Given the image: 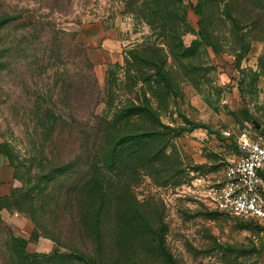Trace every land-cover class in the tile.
I'll list each match as a JSON object with an SVG mask.
<instances>
[{
  "label": "rangeland",
  "instance_id": "obj_1",
  "mask_svg": "<svg viewBox=\"0 0 264 264\" xmlns=\"http://www.w3.org/2000/svg\"><path fill=\"white\" fill-rule=\"evenodd\" d=\"M224 1L211 4L215 20L201 45L190 50L205 18L201 0H182L185 48L178 55L173 53L178 41L171 37V18L157 12L152 0H0V17H17L0 29L8 62L0 70V200L15 187L39 183L36 164L45 162L41 157L49 142L35 126V105L62 74L69 81H93L91 63L100 91L96 114L108 116L109 102L127 106L139 99L155 112V117L142 115L133 126L158 130L146 156L130 160L120 187L113 181L114 194L125 190L127 199L153 212L165 234L170 263L156 253L142 254L137 261L264 264V223L221 213L194 181L199 174L224 177L229 159L239 153L242 133L264 132V0H228L234 13L224 10ZM208 38L214 46L206 44ZM138 45L143 60L127 65L129 52ZM57 47L61 56L48 59ZM51 92L56 105L64 107L59 86ZM82 98L72 97V106L96 102L88 94ZM86 138L68 136L67 130L47 149L54 150L55 159H72L81 155ZM22 157L33 161L19 169L26 182L17 179ZM35 197L29 204L51 200ZM51 208H0V264H12V233L26 240L28 252L41 255L35 264H49L46 256L81 244L73 216L55 217ZM84 247L92 249V241Z\"/></svg>",
  "mask_w": 264,
  "mask_h": 264
},
{
  "label": "trees",
  "instance_id": "obj_2",
  "mask_svg": "<svg viewBox=\"0 0 264 264\" xmlns=\"http://www.w3.org/2000/svg\"><path fill=\"white\" fill-rule=\"evenodd\" d=\"M214 1L216 0H201L205 19L202 22V30L198 32L200 39L194 40L193 45L188 47L190 50L191 48L195 50L201 45V41L207 36L208 25H212L215 20L213 16L215 12L211 5ZM217 1L223 2V0ZM227 1H224V10L232 12ZM151 3L162 16L171 18L174 25L171 37L174 41H178L173 53L183 55L182 51L185 47L181 41L180 29L185 23L186 12L182 0H152ZM16 18L9 15L0 17V29ZM206 44L214 46L215 43L209 39ZM137 47L139 49L133 48L129 52L127 65L132 66L143 60L139 52L142 46ZM246 47L247 43H243L242 48ZM60 56V47H57L55 50H50L48 59ZM83 56L90 60L86 49L83 51ZM5 57H7L6 49L0 46V70L8 66ZM53 67L49 66L51 69ZM88 67L92 71L93 81L85 78L69 81V78L64 79L62 74L55 83L53 82V86H50V93L35 105L34 114L38 121L35 126L41 129V133L47 136L46 140L49 142L46 145V154L41 157V161L45 162L36 164L40 168V172L36 175L39 183L36 188L15 187L10 196L0 200V208L14 204L26 205L36 212L40 208L54 206L50 209V213L55 217L59 214L73 216L81 244L69 247L70 251L66 253L46 256L49 264H141L137 261L138 257L152 253L160 257H168L163 260L170 263L165 234L163 229L157 228V221L151 214L153 212L143 209L144 206L142 207L136 199H127L128 193L126 194L125 190H122L118 196L114 194L115 190L113 191V181L116 179L120 187L130 160L140 155L144 158L146 156L143 154L144 150L150 148V141L158 133L157 128L154 127L142 130L133 128L135 121L142 115L150 113L151 117H155L154 109L143 106L139 99L127 106H123L122 103L113 105L109 102L107 105L111 112L108 116L96 114L100 103L97 102L100 91L91 63ZM56 86L60 88L64 107L57 106L54 101L55 94L51 91ZM87 94L91 100H96L94 105L86 101L77 108L72 106L70 102L72 97L81 100L85 99L82 97ZM67 130L68 136L77 137L83 134L87 137L85 143L83 142V152L72 159L61 157L55 159L54 150L49 151L47 148ZM28 161L33 164V161L22 157L16 166L17 179L22 182L28 180L24 178L23 181L21 175L23 171L19 172V169L26 168ZM27 173L30 176L31 171L28 170ZM35 196L40 197L39 199L51 200L43 201L39 206L29 204V199H37ZM19 200H22V203H18ZM34 218H37L36 215ZM249 220L264 223L255 219ZM89 239L93 243L92 249L84 247L86 240ZM9 244L12 264H35V259L41 256L28 252L26 240L16 234L10 235Z\"/></svg>",
  "mask_w": 264,
  "mask_h": 264
},
{
  "label": "built area",
  "instance_id": "obj_3",
  "mask_svg": "<svg viewBox=\"0 0 264 264\" xmlns=\"http://www.w3.org/2000/svg\"><path fill=\"white\" fill-rule=\"evenodd\" d=\"M205 197L223 213L264 222V132L246 130L239 139V153L229 159L224 177L194 179Z\"/></svg>",
  "mask_w": 264,
  "mask_h": 264
}]
</instances>
